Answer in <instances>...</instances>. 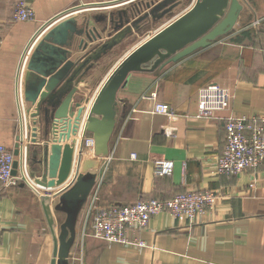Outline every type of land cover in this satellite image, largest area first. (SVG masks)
<instances>
[{"label":"crops","instance_id":"crops-1","mask_svg":"<svg viewBox=\"0 0 264 264\" xmlns=\"http://www.w3.org/2000/svg\"><path fill=\"white\" fill-rule=\"evenodd\" d=\"M18 1L0 0V144L11 149L22 132L18 73L28 45L43 26L68 11L79 22L83 16H96L91 26L108 28L102 40L89 42L88 47L92 48L111 38L110 14L112 21H118L122 10L130 11L144 0H26L35 12L34 19L26 22L14 20ZM240 2L243 9L230 32L177 62L167 63L155 71L131 73L119 90L120 115L109 144V156L99 159L93 150L82 154L80 171L96 172L97 179L78 218L70 264H264V163L236 176L217 173V161L226 143L225 118L264 116V0ZM191 4V0L186 1L161 21L143 22L139 32L135 30L126 36L94 65L77 86V96L84 95L89 100L76 135L71 132L75 120L70 112L49 126L36 124V130H28L29 168L35 174L34 179L43 177L48 165L47 153L50 156L53 147H71L72 169L62 184L51 190L38 188L28 175L41 193L52 197L56 236L65 214L53 209L58 202L55 193L75 176L87 111L118 62L102 79L98 72L108 67L107 58L119 46L136 39L142 31L151 36ZM255 21H259L258 26H253ZM159 23L162 25L148 31ZM77 44L74 43L71 59L83 54ZM209 83H218L230 90V108L220 112L219 119L199 120L196 118L198 91ZM23 84L22 78V87ZM154 92L156 100L149 98ZM155 102L170 105L174 115L168 118L153 114ZM30 105L25 102L23 108L28 124L34 128V118L30 115L34 106ZM169 124L178 128L170 137L164 134ZM33 139L35 143L31 142ZM164 162H172L170 174L161 172ZM59 169L60 164L55 178L59 176ZM208 190L224 195L213 210L194 222L186 216L173 217L166 212L153 216L138 235L146 247L103 240L94 234L87 221L94 196L99 198V206L128 205ZM53 251V232L40 198L31 186L21 182L0 190V264H51Z\"/></svg>","mask_w":264,"mask_h":264},{"label":"water","instance_id":"water-1","mask_svg":"<svg viewBox=\"0 0 264 264\" xmlns=\"http://www.w3.org/2000/svg\"><path fill=\"white\" fill-rule=\"evenodd\" d=\"M186 1L188 0H144L135 4L130 11L122 10L119 17L122 16L118 21L114 19L112 21L110 14L109 21L113 31L109 36L111 38L92 48L88 47L89 42L102 40V34L108 28L99 29L97 25L91 26V21L93 22L96 16H83L79 22L76 16L70 15L72 11H68L47 22L33 40H37V43L34 44L22 75L24 101L34 106V112L30 115L34 118L32 124L35 127L28 126V129L36 130V124L41 127L49 126L70 112L75 120L71 132L76 135L78 124L82 122L85 112V109L81 108L85 100L84 95L77 96L79 93L77 86L87 73L126 36L131 35L134 30L139 32L143 22L161 21L173 15ZM192 2V6L184 13L172 16L173 19L126 53L101 85L86 115L75 176L67 186L55 193L58 202L53 209L65 214L57 236L54 234L52 197L41 193L23 177L24 182L39 196L54 235L51 264H70V253L77 236L78 218L96 184V172L80 171L86 134L90 133L94 140V155L99 159L107 158L110 153L109 144L120 115L117 95L130 74L155 71L167 63L177 62L198 49L210 46L214 40L234 28L243 9L240 0H191ZM77 38L81 39L78 41ZM75 42H78L76 47L83 54L71 59ZM20 77L21 68L18 73V84ZM20 139L21 136H18L14 147V155L17 157H20L21 152L18 142ZM31 142L35 143L36 140L33 139ZM51 152L50 156L47 153L48 165L41 179H34L35 174L29 172L31 178L42 189L47 190L62 184L72 169L70 146H65L64 149L56 146ZM27 154L30 161V144L27 145ZM20 164L19 158L15 159L14 175L18 173ZM59 164V176L55 178L54 173Z\"/></svg>","mask_w":264,"mask_h":264},{"label":"built area","instance_id":"built-area-1","mask_svg":"<svg viewBox=\"0 0 264 264\" xmlns=\"http://www.w3.org/2000/svg\"><path fill=\"white\" fill-rule=\"evenodd\" d=\"M35 12L26 0L16 3L14 20L26 22L33 20ZM255 21L253 26H258ZM36 41V40H35ZM35 41L26 50L22 64L21 77L18 87V103L21 114L22 132L18 135L21 139L20 157L14 155V148H8L0 144V190L18 186L21 182L30 181V172L27 145L30 141L28 123H26L25 101L23 96L22 75L27 60L33 50ZM157 93L149 96L156 100ZM232 95L228 88L218 83H209L198 91V110L196 118L199 120L219 119V113L230 108ZM153 114L165 115L171 118L174 112L170 105L155 102ZM226 143L221 156L217 161V173L220 176H236L246 169H257L264 163V116H236L230 115L225 118ZM178 128L169 124L164 128V134L174 136ZM17 143V139H16ZM94 149V140L86 136L84 149ZM135 158L136 154H132ZM19 158L20 166L18 173L13 174V163ZM173 169L172 162L162 164V173L170 174ZM37 188V187H36ZM39 190V189H38ZM224 195L215 190L204 192H187L174 196L171 199L141 200L134 204L120 205L110 204L99 206V198L94 196L87 213V221L96 236L108 242H116L126 246L146 247L144 240L139 238V233L146 228L150 219L162 212L173 217L186 216L191 222L198 219L208 210H213Z\"/></svg>","mask_w":264,"mask_h":264},{"label":"rangeland","instance_id":"rangeland-1","mask_svg":"<svg viewBox=\"0 0 264 264\" xmlns=\"http://www.w3.org/2000/svg\"><path fill=\"white\" fill-rule=\"evenodd\" d=\"M184 5V4H183ZM178 9H176L177 11ZM159 25H162V23H159V24H156L155 26H152L151 28L148 29L149 30H152L154 31L157 27H159ZM141 29V28H140ZM159 29V28H158ZM135 31V30H134ZM142 31V30H141ZM151 31V32H152ZM156 31V30H155ZM154 33V32H153ZM144 37H148V33L144 34L143 31L140 32V35H138L136 37V39L128 42L126 45H121L118 47L117 50H115L113 52V54H111L108 58H107V64L106 66L108 67H105V69L103 71H99L98 74H100V78L102 79L104 77V75H106L107 71L112 67L114 66L117 62L120 61V58H122L124 55L129 49H132V47L136 46L140 41H142V38L144 39ZM127 46V47H126ZM88 95V94H87ZM84 103L81 105V108L84 110L85 109V103L88 102L89 98H86V96H84ZM26 123H28V118H26ZM31 124H28V126H30ZM31 143V142H30ZM29 144V143H28ZM29 159H30V156H29ZM30 162V161H29Z\"/></svg>","mask_w":264,"mask_h":264},{"label":"bare ground","instance_id":"bare-ground-1","mask_svg":"<svg viewBox=\"0 0 264 264\" xmlns=\"http://www.w3.org/2000/svg\"><path fill=\"white\" fill-rule=\"evenodd\" d=\"M192 4H193V2H192ZM192 4H191V6H192ZM191 6H190V7H191ZM41 36H42V35H41ZM36 43H37V40L35 41V45H36ZM90 106H91V105H90ZM88 110H89V109H88ZM87 113H88V111H87ZM86 115H87V114H86ZM85 120H86V118H85ZM84 122H85V121H84ZM82 127L84 128V123H83V126H82ZM83 128H82V129H83ZM82 133H83V132H82ZM88 150H89V151H88ZM90 151H92V149H90V148H89V149H84V151H83L84 153H83V154H84V155H87L88 152H90ZM74 168H75V167H74ZM73 173H74V172H73ZM40 187H41V186L38 185V188H40Z\"/></svg>","mask_w":264,"mask_h":264}]
</instances>
